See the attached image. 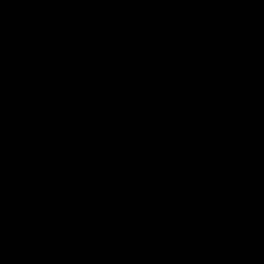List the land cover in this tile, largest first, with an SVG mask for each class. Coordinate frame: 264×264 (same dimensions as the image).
I'll return each instance as SVG.
<instances>
[{
  "label": "water",
  "instance_id": "water-1",
  "mask_svg": "<svg viewBox=\"0 0 264 264\" xmlns=\"http://www.w3.org/2000/svg\"><path fill=\"white\" fill-rule=\"evenodd\" d=\"M0 264H264V0H0Z\"/></svg>",
  "mask_w": 264,
  "mask_h": 264
}]
</instances>
